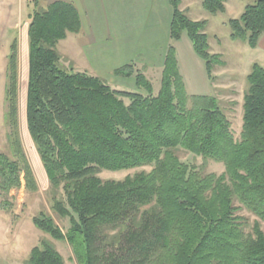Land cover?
Listing matches in <instances>:
<instances>
[{
    "label": "trees",
    "instance_id": "1",
    "mask_svg": "<svg viewBox=\"0 0 264 264\" xmlns=\"http://www.w3.org/2000/svg\"><path fill=\"white\" fill-rule=\"evenodd\" d=\"M170 42L160 87L133 64L115 71L133 77L137 90H121L87 71L61 65L57 43L81 27L77 7L56 0L28 13L25 122L49 182L51 210L67 219L65 231L44 211L33 224L66 241L78 264H264V67L246 75L241 129L210 94L187 93L174 41L186 34L213 79L217 54L209 52L206 20H193L169 0ZM215 14L225 0H203ZM230 36L249 47L264 33V0L247 3L228 20ZM17 41L6 57L4 122L8 153L0 151V197L37 183L24 152L17 116ZM184 149L221 162V174L203 173L181 160ZM150 166L123 180H103L100 170ZM0 200V209H9ZM257 217L245 229L236 214ZM24 264H65L50 241L30 250Z\"/></svg>",
    "mask_w": 264,
    "mask_h": 264
},
{
    "label": "rangeland",
    "instance_id": "2",
    "mask_svg": "<svg viewBox=\"0 0 264 264\" xmlns=\"http://www.w3.org/2000/svg\"><path fill=\"white\" fill-rule=\"evenodd\" d=\"M202 1L203 0H199V2L198 0H182V3L190 8L191 16L192 11H198V9L207 16L204 20L207 21L205 32L208 38L209 52L217 54L219 57L218 63L213 66V79L210 80L207 76L203 60L198 57L194 51L193 59L186 50L183 42L179 43L178 39L174 41V47H178V55L176 53V57L179 71L183 77L187 93L210 94L214 95L219 100L222 109L231 121L234 137L238 138L241 129L242 101L246 87V75L252 63L257 62L264 67V52L257 47H249L244 41L232 39L228 20L238 17L244 6L249 2L251 3L253 0H225V10L215 14L207 12L202 7ZM46 5L47 0H38L37 9L44 8ZM17 6L19 10V21L21 17L24 16V21L27 23L28 13L33 7L32 0H18ZM179 7H181V5H179ZM185 14L190 16L189 13L185 12ZM10 32L11 30L8 29L6 32L7 37H10ZM184 35L186 36V34ZM61 42H58L56 45L61 55V65L67 69H70V67L73 69L74 67L77 68L76 66H78V64L76 60L70 57L68 58V56L63 53L62 46L59 44ZM176 42L178 43L176 44ZM7 51V44H0L1 57H3ZM0 62V94L2 97L0 106V151L8 153L6 141L8 128L4 122V113L6 111L4 102L6 57L2 58ZM20 69L21 71L23 69V72H21V82L17 92L18 128L24 152L36 179L37 191L30 192L21 187L10 191L6 197H0V200L5 198L10 205L8 210H0V252H5L10 259L19 257V262L22 263L21 260L24 261L27 259L32 247L39 246L42 240H48L61 254L65 264H78L66 241L52 238L48 233L37 228L32 222L33 215L37 214L39 211H44L53 217L63 231H65L68 226L67 219L58 217L57 214L51 210L50 205L53 193L50 190L42 163L26 128L24 114V95L26 89L25 57L20 63ZM140 69L141 68L137 67L136 71ZM160 77L161 72L151 77L152 88L155 93L160 87ZM177 154L181 160L193 164L203 173L221 174L224 171V165L221 162L203 159L184 149L178 150ZM150 168V166L146 165L124 170L104 169L100 170L98 176L103 180H123L135 173L148 171ZM236 214L242 218L245 229L248 231L252 228L254 221L258 220L255 215L243 207H240ZM262 228L264 230V222H262ZM15 255L18 257H13Z\"/></svg>",
    "mask_w": 264,
    "mask_h": 264
},
{
    "label": "crops",
    "instance_id": "3",
    "mask_svg": "<svg viewBox=\"0 0 264 264\" xmlns=\"http://www.w3.org/2000/svg\"><path fill=\"white\" fill-rule=\"evenodd\" d=\"M52 1L56 0H47V4ZM63 1L73 3L77 7L81 19L80 30L77 33H68L64 39L59 41H62L59 44L62 46L63 53L68 58L76 60L78 66L74 67L75 70L87 71L98 76L115 89L131 91L137 90L134 78L116 75L117 69L133 64L135 70L137 67L141 68L140 70L150 80L153 75H158L161 72L165 51L170 42L169 26L172 11L169 0ZM181 3L182 0H180V9L190 14V8ZM17 4L18 0H0V44L6 43L8 48L3 57L0 55V60L7 57L9 45L16 38L18 92L21 72H23V69L22 71L20 69V63L24 57L26 62L25 88H27L28 22L24 21V16L19 21ZM206 17V14L198 9V11H192L190 18L204 20ZM8 29L11 30L10 37L6 35ZM178 42H183L193 58V48L187 36L183 34ZM256 47L264 52V33ZM177 48L175 50L178 55ZM1 98L0 94V106ZM25 101L26 89L24 103ZM19 259V257L10 259L5 252H0V264H24L25 260H21L22 263H20Z\"/></svg>",
    "mask_w": 264,
    "mask_h": 264
}]
</instances>
